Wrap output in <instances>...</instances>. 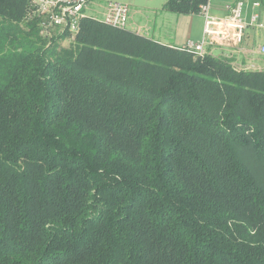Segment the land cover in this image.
<instances>
[{"label":"trees","instance_id":"16d2710c","mask_svg":"<svg viewBox=\"0 0 264 264\" xmlns=\"http://www.w3.org/2000/svg\"><path fill=\"white\" fill-rule=\"evenodd\" d=\"M31 13L0 0V264H264V67Z\"/></svg>","mask_w":264,"mask_h":264},{"label":"built area","instance_id":"2783aa9c","mask_svg":"<svg viewBox=\"0 0 264 264\" xmlns=\"http://www.w3.org/2000/svg\"><path fill=\"white\" fill-rule=\"evenodd\" d=\"M92 1L94 0H30L31 15L39 20L42 32L59 28L69 34V40H74L79 33L81 21L88 16L86 10ZM213 2L214 0H208L206 4L200 6L199 15L205 19L203 40L188 41L184 47L203 55L207 53V46H221L232 49L236 54H242L245 52L243 43L246 30L254 27L264 32L262 0H234L226 6V15L223 17L212 15ZM249 5L252 12L248 14ZM129 12V6L111 2L102 21L112 27L126 28ZM249 54L264 57V38ZM242 68L260 69L249 62Z\"/></svg>","mask_w":264,"mask_h":264},{"label":"rangeland","instance_id":"374dc122","mask_svg":"<svg viewBox=\"0 0 264 264\" xmlns=\"http://www.w3.org/2000/svg\"><path fill=\"white\" fill-rule=\"evenodd\" d=\"M232 1V0H230ZM120 3L124 5H129L130 12L126 22V28L133 31H141L143 34L147 32L152 35L154 32L164 33L163 35L170 34L173 35L176 28L179 26V35L183 38H193L197 39L201 34L202 28V16L197 15H182L180 16L179 23H177V15L175 13L168 12L164 4L166 0H94L89 4L86 14L90 17L103 20L109 3ZM218 15V13L212 11V15ZM178 35V36H179ZM162 41H167L168 39L163 38ZM260 43L262 42L259 41ZM70 41L64 43L67 46ZM230 50H225L224 55L236 56L237 59H245L249 63H253L256 66L264 67V57L255 56L256 58H244V54H236L235 52H229ZM219 48L213 49V55L219 56L221 54Z\"/></svg>","mask_w":264,"mask_h":264},{"label":"crops","instance_id":"0c3cea01","mask_svg":"<svg viewBox=\"0 0 264 264\" xmlns=\"http://www.w3.org/2000/svg\"><path fill=\"white\" fill-rule=\"evenodd\" d=\"M234 0L230 1V0H214L213 2V10L214 12L218 13V15H213V16H216V17H223L226 15V6L228 4H230L231 2H233ZM263 2V8H264V0H262ZM166 4V2H165ZM165 4H164V7H165ZM129 6V5H127ZM130 9V7H129ZM252 12V8L251 6L249 5L248 7V14ZM180 16L182 15H177V23H179V19H180ZM201 16V15H200ZM249 16V15H248ZM203 19V22H202V28H201V34L200 36L197 38V39H193V38H183L179 35V26L176 28L175 32L173 35L170 34H167V35H163L164 33H156L154 32L152 35H150L149 33L147 34V32L145 34H143L141 31H134V32H137L139 34H142V35H145L147 37H150V38H153L163 44H167V45H173V46H176V47H184L188 41H195V42H201L203 40V36H204V26H205V19L204 17H202ZM128 29V28H127ZM130 30V29H129ZM133 31V30H131ZM179 35V36H178ZM163 38H166L168 39L167 41H162L161 39ZM263 38H264V32L261 31V30H257L255 29L254 27H250L248 30H246L245 32V39H244V43H243V46H244V51L246 52H243L242 54H244V58H250V57H253V58H256L255 56L257 55H250L249 53H252L253 50L255 48H257L260 44L259 41H263ZM262 43V42H261ZM216 47H221V46H207L206 47V50L210 53H213V49H215ZM225 50H230V51H233L232 49H227V48H224V47H221ZM248 53V54H247ZM240 54V55H242ZM243 60V59H242ZM245 60V59H244ZM244 62H248V61H244Z\"/></svg>","mask_w":264,"mask_h":264}]
</instances>
